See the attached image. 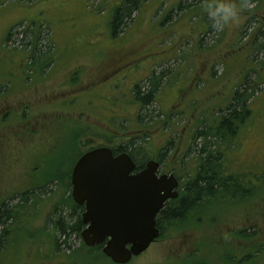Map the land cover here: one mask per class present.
Returning <instances> with one entry per match:
<instances>
[{
  "label": "rangeland",
  "instance_id": "rangeland-1",
  "mask_svg": "<svg viewBox=\"0 0 264 264\" xmlns=\"http://www.w3.org/2000/svg\"><path fill=\"white\" fill-rule=\"evenodd\" d=\"M125 1L0 0V207L16 213L3 225L0 264H113L83 244L84 228L58 230L77 217L76 160L140 134L145 156H168L166 170L178 174L171 159H182L189 183L196 137L235 93L250 117L219 165L255 191L173 221L127 264H264V0H236L241 22L223 31L212 28L205 0H138L114 34ZM36 38L49 50L34 52ZM159 77L143 107L138 97Z\"/></svg>",
  "mask_w": 264,
  "mask_h": 264
},
{
  "label": "water",
  "instance_id": "water-1",
  "mask_svg": "<svg viewBox=\"0 0 264 264\" xmlns=\"http://www.w3.org/2000/svg\"><path fill=\"white\" fill-rule=\"evenodd\" d=\"M134 165L107 148L85 153L71 174V198L83 206V244L102 246L113 264H127L158 238L156 216L166 200L175 197V180L156 176L157 165L131 175Z\"/></svg>",
  "mask_w": 264,
  "mask_h": 264
},
{
  "label": "trees",
  "instance_id": "trees-1",
  "mask_svg": "<svg viewBox=\"0 0 264 264\" xmlns=\"http://www.w3.org/2000/svg\"><path fill=\"white\" fill-rule=\"evenodd\" d=\"M138 6V0H126L121 6H119L116 11L112 27L114 34L117 33V30L124 24L125 20L128 19ZM36 40V47L34 52L37 53L44 52L45 49L49 50V46L43 48V45H40L39 40ZM34 40V42H35ZM161 77L158 79H151L150 85L151 88L141 92L138 100L142 103V106L149 107L154 102V94L159 85ZM157 82L153 84V81ZM246 97L244 94L235 93L234 98L231 104L222 111L221 117L218 121L213 122V125L210 127H204V130L201 131L196 137L199 140L203 141L201 144V150H197L199 154V168L193 183H190L188 186L187 197L183 199L179 208L167 212L164 214L166 221L183 219L185 213L190 211L192 208L198 206L197 203L201 202L202 199L208 197L209 200L216 199H226L230 197L233 200L241 197H249L255 191L251 188L246 187H236L234 180L236 177L229 176L221 170L219 163L222 160V149L228 150L230 142L233 141L236 137V133L239 128L246 122L250 117V112L245 106ZM136 155H144V151L141 145L137 146L134 150ZM244 183V182H243ZM24 200H22L23 202ZM14 209H8L5 204L0 207V226H1V236H0V247L3 246L4 236L6 230L3 226L7 221L10 222L16 213ZM77 217L75 222L72 225L67 224L66 222H58V230L63 236H70L72 234H78L82 225L79 219V208L76 207Z\"/></svg>",
  "mask_w": 264,
  "mask_h": 264
},
{
  "label": "flooded vegetation",
  "instance_id": "flooded-vegetation-1",
  "mask_svg": "<svg viewBox=\"0 0 264 264\" xmlns=\"http://www.w3.org/2000/svg\"><path fill=\"white\" fill-rule=\"evenodd\" d=\"M36 66H37V64H36ZM7 113H5V115ZM3 121H5V119ZM113 133H115V131H113ZM142 136H144V135L131 134V135H128V136H126V137H124L122 139L111 141L109 144H102L99 147L90 148L85 153H87V152H89L91 150L97 149V148H107V149L112 151V154H113L114 157H117L119 155L125 154V155H127L130 158L131 162L134 165V169L131 172V175H136V174L144 171L147 168V164L149 162H153V163L157 164L156 176L158 178L164 177L166 182H167V179H169L170 177H172L175 180L176 186L172 190V194H175V197L166 200L165 203L163 204V208L160 210V212L156 216V225H155V227H156V229L158 230V233H159L158 238L153 242V243H156L159 240V238L162 236L164 228L167 227L170 223H172L173 221H177V220H185L190 213H192L194 211H198V209L199 208H203L204 205H208L210 200H209L208 197L202 199V201L200 203L199 202L197 203L198 206L192 208L190 211L185 213L183 219H176V220L166 221V219L164 217V214L179 208V206H180L181 202L183 201V199L187 197V195H188L187 194L188 186H189L190 183L194 182L196 174H197V171H198V168H199V164L196 166V172H195V176L193 178V181H191L189 183H187V182L183 183V180L180 177L183 174V172H184V170H183L184 166H183V163H182L183 162L182 159L181 160L180 159L177 160V158H175V159L172 158L171 159V164L175 165L174 168H181V173L178 174L174 169H172V170L168 169V171L166 170L165 167L168 165V156H164V154H162V155L158 154L157 157L148 159L147 156H145V153H144V155H136L134 153L135 148L137 146L141 145V143H139V142H140V140H142ZM112 142H115V143H112ZM85 153H83L82 156ZM79 158H80V156H79ZM79 158L76 160V162L79 160ZM76 162H75V164H76ZM229 176H231V175H229ZM234 177H236L235 180H234V183H235L236 187H238V188L239 187H246L244 185V183L238 179L237 176H234ZM251 188H252V186H251ZM75 206L80 209V210H78V212H79L80 223L82 225V221H81L82 217H81V215L84 212V207L83 206H77V205H75ZM83 228H84V226L82 225V228L80 229V232L82 231ZM102 246L103 245L96 246V248H101L102 249Z\"/></svg>",
  "mask_w": 264,
  "mask_h": 264
},
{
  "label": "clouds",
  "instance_id": "clouds-1",
  "mask_svg": "<svg viewBox=\"0 0 264 264\" xmlns=\"http://www.w3.org/2000/svg\"><path fill=\"white\" fill-rule=\"evenodd\" d=\"M204 7L211 26L216 31L238 25L244 9L243 3H237L236 0H205Z\"/></svg>",
  "mask_w": 264,
  "mask_h": 264
},
{
  "label": "bare ground",
  "instance_id": "bare-ground-1",
  "mask_svg": "<svg viewBox=\"0 0 264 264\" xmlns=\"http://www.w3.org/2000/svg\"><path fill=\"white\" fill-rule=\"evenodd\" d=\"M123 155V154H122ZM157 165V164H156Z\"/></svg>",
  "mask_w": 264,
  "mask_h": 264
}]
</instances>
